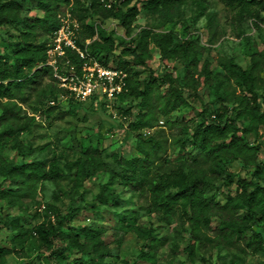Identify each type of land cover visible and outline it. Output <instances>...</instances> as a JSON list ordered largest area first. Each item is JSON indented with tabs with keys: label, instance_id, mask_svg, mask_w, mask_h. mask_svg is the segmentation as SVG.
<instances>
[{
	"label": "rangeland",
	"instance_id": "obj_1",
	"mask_svg": "<svg viewBox=\"0 0 264 264\" xmlns=\"http://www.w3.org/2000/svg\"><path fill=\"white\" fill-rule=\"evenodd\" d=\"M108 1L115 5L118 0ZM21 2V16L32 20L43 17L37 0ZM58 3L59 18L70 11V8L64 6L62 0ZM137 5L140 13L132 26L130 36L125 34L116 19L108 18L99 23L94 17L88 16L81 21L72 14L71 20L77 26L76 36H84L83 23L98 25L107 35H113L118 53L130 39H133V46L141 43L143 29L155 33L173 31L178 41L194 39L204 47V52L199 55V62L210 61L211 80L207 83L202 77L196 84L192 83V75L198 77L194 68H186L176 59L163 60L151 39L144 62L132 55H126L125 59L129 61L132 74L139 73L138 79L143 83L148 79L150 70L159 76L168 72L179 77L178 85L185 91L186 102L175 110H170L168 116H165L163 108L159 107L165 103L167 83L160 81L151 89L148 105L141 104L140 98L133 97L124 102L115 101L113 96L105 94L100 87L94 95L99 99L94 100L95 105L92 104V97L77 104L70 101V97L61 90H55L54 93L47 90L48 85L61 88L60 79L47 73L38 78L34 85L25 87V99L18 100L22 111L17 124L26 126L27 129L16 134L4 150L3 156L8 162L25 163L38 160L49 167L51 162L57 161L59 167L65 169L68 161L82 157L86 149H97L109 168L119 173L124 168L114 160V155L128 159L143 156L144 151L151 149L152 145L148 142L151 137L162 145L160 156L177 165L188 158V153L198 152L190 140L192 128L200 123H207L215 117L217 110L224 107L229 109L233 106H245L243 89L225 76L220 63L234 59L246 68H250L253 63L262 65L264 11L256 18L247 13L242 5L230 3L228 0H186L181 11L172 15L154 11L140 0ZM23 32L21 23L9 22L0 25V54L11 51V43L19 42V45H25L23 37L31 44H45L51 48L53 36L39 25L33 33L22 36ZM97 38L98 35L93 39ZM93 39H88L86 43L89 44ZM59 65L61 74H66L71 69L66 63ZM259 72L263 80L259 81L257 90L260 110L263 112L264 66L260 67ZM187 82L190 83V88L195 84V88L188 91L189 88L185 86ZM50 109H53L51 113ZM139 115L151 118L154 126L131 129L130 122ZM167 117L177 124H188L190 128L186 132L181 128L173 132L166 122ZM248 125L249 120L246 119L244 126ZM7 126L8 124L2 122L0 130H5ZM139 133L143 135L142 138L137 136ZM238 135L242 143L251 147L249 151L254 152L255 164L264 167V124L258 127L257 132L247 134L240 131ZM183 143L185 148H181ZM240 163L228 161L225 155L220 154L212 161H202L198 164L209 168L212 184L206 194L207 201L213 200L223 204L227 195L240 188L239 178L255 181V167H242ZM74 173L75 171L57 181L35 182L28 190L23 191L20 197L21 205H10L6 200H0V248L10 250L4 264H75L79 258L89 262V254H83L75 248L69 249L66 241L54 239L52 246L45 248L39 243L35 232H31L27 239L22 240L17 237V230L12 227L13 224H20L31 229L38 223L54 222L60 214L67 213L70 207L80 210L72 216V224L75 226L91 228L92 233L97 232V229L108 230L104 237L109 242L111 255L104 258L103 264H136L141 249L153 237L158 243L155 264H264V244L257 252L252 248L251 243L255 240L254 229L247 230L245 237L237 238L234 244H221L216 242L215 238L220 220L211 216L210 225L203 229L205 236L194 241L190 235L189 223L183 226L179 206L169 219H165L163 213L157 212L151 205V197L147 191L134 190L123 185L119 179L110 181L109 172H99L80 183L75 181ZM106 183L118 193V201L112 205L99 204L96 199L101 185ZM0 187L16 189L17 184L9 181L4 183V176L0 175ZM92 205H97L98 210H94ZM132 214L137 218L129 223L137 227V230L128 233L123 241L117 244L113 241V230H124L120 219ZM262 235L264 242V228ZM85 238L86 232L83 231L81 240ZM190 247L193 248V254ZM64 248L66 249L62 251Z\"/></svg>",
	"mask_w": 264,
	"mask_h": 264
},
{
	"label": "trees",
	"instance_id": "obj_2",
	"mask_svg": "<svg viewBox=\"0 0 264 264\" xmlns=\"http://www.w3.org/2000/svg\"><path fill=\"white\" fill-rule=\"evenodd\" d=\"M37 1L39 8L43 11V17L32 20L20 15L23 7L21 0H0V25L9 22L21 23L24 28L22 36L33 33L39 25L54 36L55 31L60 27V18L57 14L58 9H60L58 3L60 0ZM138 1L118 0L114 5L108 0H62L63 5L69 7L70 12L81 21L88 16L94 17V20L99 23L108 18L118 20L127 36L131 35L132 26L140 13ZM140 1L154 11L170 15L180 12L183 3L186 2V0ZM228 1L242 5L247 13L256 18L260 16L261 11H264V0ZM109 4L110 6H108ZM82 29L85 32L84 36L82 38L76 36V43L81 49L87 48L90 56L104 66L123 70L127 73L126 83L122 90L113 94L115 101L124 102L127 98L133 97L140 98L141 104L148 105L151 89L161 81L168 84L164 95L165 103L163 106L159 105L160 108H163L165 116H168L170 110H175L186 102L185 91L178 85L179 77L172 73L166 72L159 76L150 70L148 79L144 83L139 81V73L132 74L129 61L125 59V56L132 55L135 59L144 62L150 39L155 43L163 60L176 59L184 67L194 68L198 77L192 75V83L196 84L202 77L207 83L211 80L210 61L199 62V55L204 52V47L197 40L184 39L178 41L173 31L155 33L143 29L141 31V43L133 46V39H130L125 43L123 49L116 53L118 46L112 34L107 35L98 25L90 26L83 23ZM96 35L98 38L93 39ZM88 39L93 40L87 44ZM23 42L25 43L23 46L19 45V42L9 44L11 51L0 54V124L2 122L8 124L5 130H0V175L4 176V183L9 181L17 184L16 189L0 187V200H6L10 205H21L20 197L23 191L28 190L37 181H57L75 171V181L80 183L99 172H109L111 174L110 181L119 179L127 187L147 191L151 197V205L157 212H162L165 219H169L179 206L183 226L185 223H189L191 226L190 235L194 241L205 236L206 232L203 229H207L210 225V217L215 216L220 220L216 227V242L234 244L237 238L245 237L247 230L254 229L255 240L251 243L252 248L255 252L261 250L264 244L262 235L264 228V167L255 164L254 152L249 151L251 147L247 143L241 142L238 132L254 133L258 131L261 124H264V111L261 112L260 110L257 90L259 81L263 80L259 69L264 66V57L261 60L262 65L253 63L250 68L240 65L234 59L221 61L220 65L225 71V76L243 89V100L246 104L242 108L233 106L229 109L224 107L222 110H217L214 118L192 128L190 140L193 147L198 150L197 153H188V158L183 163L171 164L159 154L162 145L149 137L148 142L152 146L150 150L144 151L143 156L128 159L114 155V160L124 168L122 172L116 173L109 168L97 149H86L82 157L68 161L65 164V169L60 168L57 161L51 162L50 166L47 167L38 160L11 163L4 158V150L14 140L13 137L27 129L26 126L17 124L22 111V106L18 105V100L25 99L23 89L34 85L38 82V78L47 73L51 77L54 75L53 67L48 64L50 47L45 46V44H31L26 37H23ZM67 60L70 62L67 66L69 68L73 66L78 72L81 71L85 61L71 48H66V57L59 62L65 63ZM195 84H192L191 88H195ZM185 86L189 88L188 91L191 90L190 83L187 82ZM47 90L52 91V93L55 90H61L70 97V101L77 102V104L82 103V101L75 99L66 88H53L48 85ZM96 98L92 96L93 105H95L94 100ZM52 111L53 109L49 110L50 113ZM73 112L75 111L73 110ZM246 119L249 120L247 127L244 126ZM10 120L12 121L9 122ZM166 122L173 132H177L180 128L186 132L190 128L188 124H177L176 121L168 117ZM129 125L133 130L154 126L151 118L140 115ZM137 136L143 137L141 133ZM217 140H220L219 143H216ZM181 148H185L184 143L181 144ZM220 154L225 155L228 161L241 162L242 167H255L253 172L255 181L239 178L240 188L233 194L227 195L226 202L223 204L213 200L207 201L206 194L212 184L209 168L198 165L202 161H212ZM96 199L99 204L112 205L118 201V193L110 189L108 183L102 184ZM92 208L98 210L97 205H92ZM79 211L78 208L70 207L69 211L60 214L56 221L38 223L31 229L20 224H13L12 227L17 230L16 235L19 239L25 240L31 232H35L39 243L45 248H50L54 239H60L67 242L69 249L75 248L81 253L91 256L89 262L79 258L75 264H103L104 258L111 255L109 242L104 237L108 230L100 231L97 229V232L92 233L90 232L93 231L91 228L75 226L72 224V216ZM136 218L135 214L123 216L120 222L125 229L119 232L113 230L115 237L113 241L120 244L128 233L135 232L137 227L129 222L133 219L136 220ZM83 231L86 232V238L82 241L81 233ZM150 235H152L151 232ZM157 244V239L153 237L141 249L136 264L140 262L155 264ZM65 249L61 250L64 251ZM190 250L193 254L192 247ZM9 252L10 250L7 248H0V264H4Z\"/></svg>",
	"mask_w": 264,
	"mask_h": 264
},
{
	"label": "built area",
	"instance_id": "obj_3",
	"mask_svg": "<svg viewBox=\"0 0 264 264\" xmlns=\"http://www.w3.org/2000/svg\"><path fill=\"white\" fill-rule=\"evenodd\" d=\"M59 18L60 27L55 31L52 38L48 64L53 67L54 75L60 79V86L68 89L70 94L79 101L94 96L99 87L111 97L114 93L120 92L126 83L127 73L123 70L104 66L90 56L87 48L81 49L78 46L76 43L77 26L71 20L72 13L70 11L60 15ZM66 48H71L81 58L85 59L80 72L70 66L71 69L66 74L60 73L59 61L66 57ZM65 63L66 65L70 64L69 60ZM95 100L99 101L98 98Z\"/></svg>",
	"mask_w": 264,
	"mask_h": 264
}]
</instances>
